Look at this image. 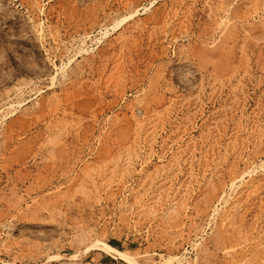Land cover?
Segmentation results:
<instances>
[{
    "label": "rangeland",
    "instance_id": "1",
    "mask_svg": "<svg viewBox=\"0 0 264 264\" xmlns=\"http://www.w3.org/2000/svg\"><path fill=\"white\" fill-rule=\"evenodd\" d=\"M0 264H264V0H0Z\"/></svg>",
    "mask_w": 264,
    "mask_h": 264
}]
</instances>
